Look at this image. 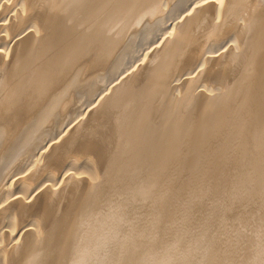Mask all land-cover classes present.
Returning <instances> with one entry per match:
<instances>
[{
    "label": "bare ground",
    "instance_id": "6f19581e",
    "mask_svg": "<svg viewBox=\"0 0 264 264\" xmlns=\"http://www.w3.org/2000/svg\"><path fill=\"white\" fill-rule=\"evenodd\" d=\"M0 212V264H264V0H0Z\"/></svg>",
    "mask_w": 264,
    "mask_h": 264
},
{
    "label": "rangeland",
    "instance_id": "374dc122",
    "mask_svg": "<svg viewBox=\"0 0 264 264\" xmlns=\"http://www.w3.org/2000/svg\"><path fill=\"white\" fill-rule=\"evenodd\" d=\"M183 10V9H182ZM162 33V32H161ZM154 35H157V38L161 35V34H159L158 32L157 33H155ZM159 35V36H158ZM150 42V41H149ZM147 43L148 45V47L147 46H144V51H143V53L145 52V51H148L149 50V48L151 47V45L153 44V45H155L153 42V40H151V43ZM152 45V46H153ZM141 49V48H140ZM141 52V51H140ZM140 52L138 53V55H137V53L136 54H134V55H132L128 60H130V63H129V61H127L126 62V67H130V66H133L134 65V63H136L138 60H139V56L140 55H143L142 53L140 54ZM153 53V51L152 52H150V54H152ZM225 52H223V54H224ZM137 58H136V57ZM133 57V58H132ZM131 58H132V60H131ZM136 60H135V59ZM149 58V57H148ZM219 58V65H220V62L221 61H223L224 63H225V65H224V63L222 62L221 64V68H223V69H221V68H217V67H220V66H217L216 65V68L218 69L217 71H216V68L214 69V68H212L213 69V71H216L217 73H218V75H220V76H217V78H213V81H216V83L215 84H217V82H219V83H227L228 81H229V78L231 77V74H230V72H231V70L229 69V64H227L226 63V59L225 58H221L222 60H220V57H218ZM223 59H225V60H223ZM147 61H148V59H145L138 67H136L134 70H132V72L129 74V75H127V77H125L124 78V80L126 79V78H129L130 76L132 77V75H134L137 71H139L140 70V68H143L142 66H146V63H147ZM197 63H198V61H197ZM131 64V65H130ZM195 64H196V62H191V63H189V65H187L186 66V68H185V70L187 69V70H189L190 71V69L192 68H194V66H195ZM199 64V63H198ZM197 65V64H196ZM224 65V66H223ZM193 66V67H192ZM191 67V68H190ZM221 69V70H220ZM186 70V71H187ZM222 71V72H220V71ZM221 74H220V73ZM134 73V74H133ZM223 73V74H222ZM199 74V73H198ZM228 74V75H227ZM186 77V76H185ZM190 77V76H189ZM195 77V76H194ZM188 78V77H187ZM209 78V77H208ZM207 78V79H208ZM210 78H212V77H210ZM182 79V78H181ZM189 79V78H188ZM124 80H122V81H120V82H123ZM113 79H112V83H113ZM108 82V83H107ZM110 81H104V80H102V82H99V84L97 85V86H99V88L100 87H103L104 85H106V86H104L105 88L107 87V86H109L110 85V83H111ZM119 82V83H120ZM201 82H203L204 84L206 83H208V86L209 85H212V83H210V82H212V79H211V81H202L201 80ZM200 82V84L201 85H198V87L196 88V91H194V93H197V94H199V93H204V91H205V96H207L208 94H210L208 91H206L205 89H203V84ZM111 83V84H112ZM102 84V85H101ZM104 84V85H103ZM179 85V84H178ZM103 87V88H104ZM202 87V88H201ZM201 88V92H199L200 89ZM180 89V87L177 89V91H175V93L174 94H177L178 93V90ZM199 90V91H198ZM203 91V92H202ZM208 93V94H207ZM196 94V95H197ZM178 95V94H177ZM81 98H83V99H80V96H79V100H80V102L78 101L76 104H78L79 103V107L81 108L80 109V112H82L81 113V115L85 112V110L87 111V109L88 108H86V107H88V104H87V100L84 98V96L82 97L81 96ZM85 99V100H84ZM85 101V102H84ZM84 109V110H83ZM82 110V111H81ZM70 111V110H69ZM74 111V110H73ZM89 113H91V112H85V114H83L82 116H81V118L77 121V123H75V126H74V128L73 129H78V127L80 126L79 124L81 123V125L82 124H84L87 120H88V116H89ZM69 114V113H68ZM70 116V115H69ZM61 121H64V123H65V125L67 124V123H69V118L67 119V118H64V119H62ZM81 121V122H80ZM84 122V123H83ZM79 125V126H77V125ZM43 127V126H42ZM72 129V130H73ZM44 130H45V128H44ZM46 130H47V127H46ZM63 130H65V127H64V129ZM62 130V131H63ZM71 130V129H70ZM70 130H69V132H70ZM76 130H73L72 132L74 133V134H76V136H75V140H74V145L73 144H71V146L69 147V148H67V147H63V148H58V150H57V153H56V155H54L53 157L54 158H52V156H50V157H48L47 158V160L49 161V162H60V160H62V158L64 157V155L66 156V154H67V156H66V159H64L63 160V162H67L69 159H75V158H77V157H79V156H84V158L86 157H90V158H92V163L91 164H94L95 163V161H97L98 160V158H99V156L98 155H101V152H99L97 149H98V147H101V146H99V143H93V141L95 140L94 139V137H93V135L90 133V132H88L87 134H83L84 132H82V134H77L78 132H76ZM42 131H43V128H42ZM55 132H60V130H58V129H56L55 128V130H54ZM53 131V132H54ZM77 131H79V130H77ZM53 132H52V134H53ZM54 132V133H55ZM42 134V133H41ZM57 134V133H56ZM46 135V134H45ZM44 135V133H43V136H45ZM66 135H67V133L65 134V136L64 137H66ZM90 135V136H89ZM82 136H83V138H82ZM50 138H52V136H49ZM49 137H48V139H49ZM64 137H62L61 138V140H60V142H62V139L64 138ZM48 139H45V140H48ZM92 139H93V141H92ZM59 143V142H58ZM87 143V144H86ZM92 145H91V144ZM56 145H57V143H56ZM96 146H97V148H96ZM90 147V148H89ZM92 147V148H91ZM94 147V148H93ZM33 148H31V150H32ZM88 149V150H87ZM62 150H63V152H62ZM90 150V151H89ZM96 150V151H95ZM85 151L87 152V153H89V152H91V151H93V154H87V153H85ZM97 151L99 152V154L98 155H96V153H97ZM84 152V153H83ZM63 153V154H62ZM79 155H78V154ZM58 154V155H57ZM63 155V156H62ZM75 155V156H74ZM77 155V156H76ZM92 155H93V157H92ZM69 156V157H68ZM95 157V158H94ZM56 158V159H55ZM94 158V159H93ZM50 159L52 160V161H50ZM97 159V160H96ZM54 160V161H53ZM57 160V161H56ZM81 160V159H80ZM82 160H83V157H82ZM87 168V166L86 165H83V167H81L80 169H81V171H83V172H81L80 170V172L82 173L80 176H78V178L79 179H82V180H85V181H89L88 179H89V171H87L88 170V168ZM19 171H20V173L22 172V174L24 173V169H18ZM16 171V172H18L19 173V171ZM21 170H23V171H21ZM87 171V172H86ZM33 172V171H32ZM32 172H30L28 175H26V176H24L23 178H19V179H17L16 181H15V183H14V181H13V186L15 187V189H14V187H12V189H13V191H12V189L10 190V193L11 194H14L15 195V191H17V189H20L18 186L20 185L21 186V183L24 181V180H27V178H30V176H32ZM86 172V173H85ZM60 174V173H59ZM86 175V176H85ZM21 176V175H20ZM41 176H43V175H41ZM58 178H59V181H60V175L59 176H57ZM21 180H22V182H21ZM17 182V183H16ZM37 183V182H36ZM56 183H58V182H56ZM62 184V185H61ZM34 186V185H33ZM224 186L225 187H229V186H231V182L229 181V179L227 178L226 179V181H225V183H224ZM56 187V188H55ZM63 187V182H61L60 183V185L58 184H56L54 187H52V189H53V192H55V191H60V189ZM68 189V190H67ZM64 192V193H63ZM85 189H82V190H80V188H78L77 189V191H73V188H66L64 191H61V193H59L58 194V196H57V199L54 201V202H51L50 204H49V206H50V209L48 210V209H46L45 207L46 206H44V204H46V203H44L43 202V200L42 199H40V198H38V196H34L33 197V199L29 202L31 205H34V208H33V210L31 211V212H28V214H24V222L26 221V223H23V224H28V223H30L31 221H34L35 219H42V218H48L47 220V222H49L50 220H52V219H50V217H52L59 209H58V206H62L63 205V208H62V211L61 212H64L65 214H67L68 212H67V210L69 211L71 208H73V206H75V204H78L79 202H80V200H81V198H82V196L83 195H85ZM63 194V195H62ZM68 194V195H67ZM63 200V201H62ZM62 201V202H61ZM16 208V207H15ZM55 210H54V209ZM2 209H4V208H2ZM35 209V210H34ZM3 211V210H2ZM13 208H12V210H8V213H10V215L12 216V218H14L13 219V221L15 222V212H14V215H13ZM1 213V212H0ZM43 215V216H42ZM45 216V217H44ZM23 218H22V221H23ZM40 219V220H41ZM11 221H12V219H10ZM13 221H12V223H13ZM6 223H7V221L5 222V227L2 229L3 231H5L4 232V234L6 235V236H9V238L11 239V237H14V238H17V236H18V234L20 233H18V231L20 230L21 231V228L19 227L18 228V230L16 229V231H10L9 230V228H6L7 226H6ZM8 224V223H7ZM12 230V229H11ZM9 231H10V233H9ZM3 234V236L5 237V235ZM3 236H1V237H3ZM8 238V237H7ZM13 239V238H12ZM1 240H2V242H3V238H1ZM15 242V241H14ZM18 243V242H17ZM16 245H18V244H16Z\"/></svg>",
    "mask_w": 264,
    "mask_h": 264
}]
</instances>
